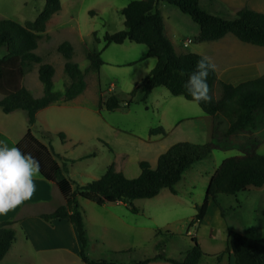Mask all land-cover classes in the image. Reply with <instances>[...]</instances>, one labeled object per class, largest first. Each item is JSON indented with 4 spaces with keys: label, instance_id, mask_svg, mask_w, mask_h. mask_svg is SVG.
<instances>
[{
    "label": "rangeland",
    "instance_id": "374dc122",
    "mask_svg": "<svg viewBox=\"0 0 264 264\" xmlns=\"http://www.w3.org/2000/svg\"><path fill=\"white\" fill-rule=\"evenodd\" d=\"M44 1L0 0V19H11L20 24L31 21L42 9ZM130 1L60 0V10L46 22L45 30L39 33L34 50L41 59L40 63H49L54 68V91H62L68 83L63 72L64 58L56 50L58 43L63 40L71 43L72 60L84 71L88 66L86 52L100 51L105 44L104 34L123 29L120 9ZM251 1L254 6H250L251 9L264 12V0ZM199 7L223 18L235 16L233 7L227 0H199ZM244 7H248L247 3ZM157 8L164 17L165 31L173 39L175 47L181 46L179 52H193L209 57L215 64L217 74L223 72L222 66L235 64L241 67L257 66L258 74L264 75V46L243 43L230 34L222 37L220 41H214L215 43L196 42V36L193 38V35H196L198 25L187 14L165 0H158ZM186 42L187 46L184 47ZM145 47L143 44L125 40L102 48L99 57L103 63L96 71L85 73L87 88L83 95L77 101L59 100L53 106L40 109L36 112L32 125H28L23 110L10 113L0 110V131L5 136H0V142L31 153L39 161L42 172H54V168L58 166L71 182L81 185L102 175L111 163L116 170L132 178L140 172V160L155 165L156 153L175 141L204 143L209 140L205 127L210 116L203 113L196 102L174 97L164 87L144 100L138 90L128 106L112 111L103 107L101 95L104 100L109 94H114L119 99H127V93L148 74L144 69L155 58H144ZM5 53V48L0 47V57ZM40 63L28 66L21 79V85L34 97L42 94V84L37 77ZM159 90H165L167 95ZM218 94L219 87L215 86L213 95L217 97ZM98 95L99 99L95 100ZM178 102H181L182 110L190 119L183 122L184 130L168 127L165 135H150V128L160 126L157 107L175 108ZM255 124L254 129L229 135L221 142L223 147L212 150L207 157L185 169L174 185V194L163 188L152 198L133 199L131 204L136 208V213L122 202L106 205L108 211L128 223V229L106 236L108 238L103 240L104 244L110 249L113 248L112 250H100L102 241L98 239L95 243L98 248L89 251L92 257L114 258L120 264H135L155 255L161 248L167 258L182 260L193 245L191 238L195 237L204 254L199 264H231L233 257L226 249L230 232H238L257 240L262 237L264 187L251 186L235 194L219 193L215 200H209L201 222L192 224V220L196 213L195 206L203 201L210 176L224 158L238 154L239 149L251 140L256 141V152L264 155V109L256 112ZM224 126L226 122L222 124ZM57 133L64 135L63 140ZM70 187L73 189V184ZM61 197L63 198L62 194L54 191L51 202L44 207L60 201ZM77 200L80 203L79 209L86 218L90 235L99 237L100 229L97 226L90 227L88 220L95 219L98 214L105 217L108 212L91 201L82 198ZM19 240L21 239L17 242ZM157 243L162 245L159 249L155 247ZM109 245L125 250L118 251ZM218 255L219 259L216 257ZM35 257L41 263L40 258L51 255L38 251ZM18 261L16 259L15 263ZM56 264L84 263L77 255L66 254ZM149 264L170 263L155 260Z\"/></svg>",
    "mask_w": 264,
    "mask_h": 264
},
{
    "label": "trees",
    "instance_id": "16d2710c",
    "mask_svg": "<svg viewBox=\"0 0 264 264\" xmlns=\"http://www.w3.org/2000/svg\"><path fill=\"white\" fill-rule=\"evenodd\" d=\"M158 0H131L120 9L123 16V29L103 35L104 46L110 43H122L125 40L146 46V56L154 57L155 64L148 74L142 78L139 85L133 87L127 99H119L109 94L103 101V107L112 111L128 106L138 90L144 100L152 89L164 87L171 95L181 96L194 101L183 87L188 74L195 70V65L202 55L198 53H176L168 37L164 34L163 19L157 8ZM198 25V33L194 40L205 42L221 39L227 34L237 40L256 46H264V12L240 8L233 18L205 12L199 7V0H165ZM60 0H45L42 9L31 21L20 24L11 19H0V47L6 53L0 57V110L10 113L23 110L26 113L28 125L36 119V112L52 102L69 101L81 94L86 86L85 73L96 71L103 63L99 51H87L85 58L88 66L82 71L72 60L73 49L69 41L58 43L56 50L64 58L63 72L68 83L62 91H54L52 77L54 68L49 63H40L41 59L34 53L37 47L39 33L44 32L46 22L60 10ZM91 14V12L89 11ZM33 63L37 67V77L42 84V94L34 97L28 89L21 85L25 69ZM210 103H197L203 113L213 117L211 139L204 143L178 141L170 145L157 156L155 165L140 160L139 174L128 178L116 170L113 163L98 178L84 184L69 181L60 167H55L52 179L63 195L65 202L47 213H40L42 220L65 219L75 228L80 244L79 258L84 264H120L114 258H94L87 252L89 239L86 235L83 215L79 209L78 198L102 206L105 203L121 201L136 213L131 204L133 199L152 198L161 189L167 188L175 193L174 185L180 180L183 172L194 162L208 156L214 149H220L221 142L239 131L254 129L255 114L264 109V75L241 81L237 84L221 81L214 71L207 78ZM215 86L219 87L217 97L213 95ZM226 122V126L222 124ZM222 127V128H221ZM150 135L163 134L162 127L150 128ZM63 140L64 135L57 133ZM256 141L244 144L236 155L224 158L210 176L203 201L196 205V213L192 224H198L205 216L209 200H215L219 193L235 194L246 190L248 186L261 187L264 184V155L255 150ZM43 177L48 176L40 170ZM71 184L74 188L71 189ZM263 235L257 240L238 232H230L226 249L233 257V264H264V209L262 211ZM11 221L0 222V259L5 255L14 239V232L9 227ZM192 246L182 260L167 258L161 251L144 258L135 264H147L154 260H164L171 264H199L204 255L195 237L191 238ZM219 259V255L216 256Z\"/></svg>",
    "mask_w": 264,
    "mask_h": 264
},
{
    "label": "crops",
    "instance_id": "0c3cea01",
    "mask_svg": "<svg viewBox=\"0 0 264 264\" xmlns=\"http://www.w3.org/2000/svg\"><path fill=\"white\" fill-rule=\"evenodd\" d=\"M227 1H228V4L231 7H233L234 15L236 11L239 10L241 7H244L246 3L249 9H251L250 6H252V8L254 7L253 5H251L252 4L251 0H227ZM158 10L163 19L164 34L171 41L174 51L179 54L184 53L183 51L182 52L178 51L179 49H181V46L175 47L173 39L165 31L166 23L164 21V17L159 8ZM196 35H193V38ZM217 40L220 41V39H217ZM214 41L216 40L205 41L204 43L205 44L210 43V42L215 43ZM186 46H187V42L184 47ZM104 47L106 46H103L102 48ZM102 48L99 51V55L102 52ZM145 56H146V52L144 53V58ZM154 64H155V61H151V62L149 61L148 66H146L144 70L146 72H149V70L154 66ZM222 67L224 68L223 72H221L220 74H217V73L216 74H217V77L221 81H224L226 83L237 84L241 81L252 79L260 75L258 74L259 69L257 68V66L241 67L240 65L236 66L235 64H233V65H228V66L226 65ZM86 88H87V84L85 86L84 91L81 94H79L78 96H76L75 98L69 101H77L78 98L81 97L83 93L86 91ZM160 88L161 87H156L152 89L147 97H150L154 91H158V89ZM164 91L165 90H159L160 93L162 94L164 93L167 95V93ZM100 97H101V100L104 101V99L102 98V95ZM174 97L179 98L181 96H174ZM97 99H99V95L98 97L95 98V100ZM180 103L181 102H178V105L175 108L171 106L170 107L169 106L167 107L158 106L157 107V110L159 113L158 122H159L160 127H162L164 130V133L161 135L167 134L166 130L168 127L177 128L178 131H183L184 130V128H182L183 122L190 120L188 117H186L187 115L185 111L182 110ZM54 104L56 103L53 102L44 108L53 106ZM212 127H213V118L210 116V120L209 121L206 120V127H205L207 131V138H209V140L211 139ZM0 136L5 137L4 134L1 133V131H0ZM209 140H207L206 142H208ZM181 141H186V140H181ZM173 143L164 147L163 151H165ZM163 151L156 153V159H157V156ZM156 159H155V162H156ZM150 165L152 167L154 166L152 164ZM44 173L48 176V178L43 177L41 173L38 174V177L35 179L36 191L30 200L25 201L22 205L9 211L6 215H0V222L7 221V220L11 221V224L9 225V227L14 232V239L11 242L10 247L5 253V255L0 259V264H56V261L60 260V258L65 256L66 254H74L79 257L80 244H79L74 226L70 224L68 221H66L65 219H51V220L45 221L39 217L40 213L50 212L53 209H55L58 205H61L65 202V199H63L64 197L63 198L61 197L60 201H57L56 203H54L53 205L49 207H46V208L44 207V205L51 202L52 194L54 191H56L59 195L61 194V192L59 191L58 187L56 186L55 182L52 179V172H44ZM66 178L70 180L68 177ZM249 187L251 186H248L247 189ZM261 187H264V184ZM117 202L121 203V201H117ZM106 205H109V203L108 204L105 203L102 206H99L101 207V209H104L105 211L108 212L105 217H102L101 214L100 215L98 214L97 216H95L96 217L95 219L88 220L90 227L97 226L100 229L99 235H98L99 237H95V236L92 237V235H90L89 228L86 224V218L83 217L86 235L89 239L86 252L87 254L89 253L88 255L90 257H92L93 255L89 251L95 249L96 247L98 248V246H96L95 244L98 242L97 241L98 239L102 241L100 244V248H99L100 250H105V251H107L108 249L112 250L113 248L110 249L108 246H105L104 244L103 240H105V238H108L106 236L110 233L116 234L119 230L128 229V223H126L118 215L112 213L111 211H108L105 208ZM79 206H80V203H79ZM103 220L105 221L103 222ZM18 239H21V240L17 242ZM109 246L114 247V245H109ZM117 248L118 247H114V249L118 251L125 250V249H120L121 247L119 249ZM38 251L50 253L51 257H44L42 259L40 258L41 261L39 262L41 263H38L36 261L38 260V258L35 257ZM54 258L57 260H55ZM97 258H102V257H97ZM16 259L19 260L17 263H15ZM154 261H150L149 263H152ZM231 264H233V258H232Z\"/></svg>",
    "mask_w": 264,
    "mask_h": 264
},
{
    "label": "clouds",
    "instance_id": "9594fccd",
    "mask_svg": "<svg viewBox=\"0 0 264 264\" xmlns=\"http://www.w3.org/2000/svg\"><path fill=\"white\" fill-rule=\"evenodd\" d=\"M144 51H147L146 47ZM214 70L215 64L211 59L202 56L197 60L195 70L188 74L183 87L197 103L213 100L207 78ZM39 173L40 163L31 153L0 142V215H6L32 198Z\"/></svg>",
    "mask_w": 264,
    "mask_h": 264
}]
</instances>
